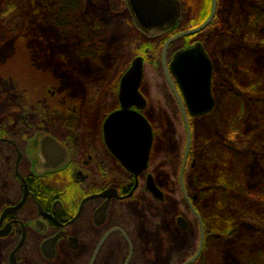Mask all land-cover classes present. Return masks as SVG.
Instances as JSON below:
<instances>
[{
	"label": "flooded vegetation",
	"instance_id": "flooded-vegetation-1",
	"mask_svg": "<svg viewBox=\"0 0 264 264\" xmlns=\"http://www.w3.org/2000/svg\"><path fill=\"white\" fill-rule=\"evenodd\" d=\"M178 1L182 15L175 27L150 35L135 26L127 0H96L94 24L84 18L81 0V19L94 36L93 43L65 48L45 43L39 46L44 48L31 49L32 65L41 73L28 87L18 83L9 108L0 109V264H160L164 249L172 254L162 264L179 260L186 264L200 245V221L193 209L202 219L205 245V223L197 207L200 198L187 187L199 175L193 137L184 171L189 203L179 181L185 149L177 138L174 145L162 140L149 117L150 111L158 110L162 128L167 119L171 121L169 114L182 116L180 104L165 74L167 85L159 108L150 100L147 61L132 54L141 41L160 42L164 49L189 31H181L185 22L208 8L204 22L211 14L213 0ZM190 1L194 4L187 10ZM218 4L219 0L208 28L169 45L168 65L181 50L198 43L205 49L203 36L215 26ZM187 38H191L188 43ZM79 50H92L94 55L72 57L76 54L71 51ZM127 51L131 54L124 60ZM49 53L72 58L48 59ZM137 58L144 64L139 93L145 107L130 102L124 108L122 81ZM212 93L215 98L214 75ZM217 106L216 102L214 111ZM124 110L139 113L153 129L150 158L142 171L129 170L106 141V121ZM151 179L163 200L148 189ZM179 219L185 224L180 225ZM171 231L179 235L176 249H172Z\"/></svg>",
	"mask_w": 264,
	"mask_h": 264
},
{
	"label": "trees",
	"instance_id": "trees-1",
	"mask_svg": "<svg viewBox=\"0 0 264 264\" xmlns=\"http://www.w3.org/2000/svg\"><path fill=\"white\" fill-rule=\"evenodd\" d=\"M31 1L51 14L52 27L58 31L59 47L94 42V36L81 19V0H22L20 6L15 2L17 8L14 2L9 1L10 5L4 6L0 13L5 37L15 35L14 29L18 28L17 22L20 23L17 12L21 11V7L23 17ZM240 5L239 19L234 20L231 29L226 31L223 28L232 36L229 43L235 40L240 48L238 54L223 57L227 79L219 84V88L223 86L224 93L218 100L217 109L207 117L214 123L215 134L202 145L204 172L199 173L193 186H187L199 195L197 207L205 223L206 242L197 264H264V247L261 245L264 233L252 236L241 233L243 218L254 219L264 228V181L250 184L247 173L254 157H264V0H243ZM208 14L209 8L185 22L181 31L200 26ZM7 27H11L10 31ZM190 40L187 38L184 42ZM3 43L4 39L0 36V47ZM161 49L160 42L148 45L146 41H141L139 50H134L135 56H143L147 61L146 71L149 68V75L153 76L150 81L153 78L163 80L162 73L156 68ZM71 52L78 58L86 57V53L94 55L92 50ZM217 85L215 72V95ZM249 114L253 117L252 124L248 121ZM171 117L180 122H176L178 129L184 131V135H178L183 150L186 142L183 119L179 113L171 114ZM193 121L190 118V126H193ZM178 171L179 168L177 174ZM175 173L172 172L177 180ZM178 195L184 203L182 194ZM230 239L233 245L228 244ZM228 254L235 263L228 259Z\"/></svg>",
	"mask_w": 264,
	"mask_h": 264
},
{
	"label": "water",
	"instance_id": "water-1",
	"mask_svg": "<svg viewBox=\"0 0 264 264\" xmlns=\"http://www.w3.org/2000/svg\"><path fill=\"white\" fill-rule=\"evenodd\" d=\"M127 4L135 26L150 35L175 27L182 15V7L178 0H127ZM216 11L217 0H213L209 18L201 26L170 40L162 53L164 74L180 104L186 130V147L179 181L183 195L189 203L190 199L184 186V171L192 143L190 117H204L215 109L216 100L212 93L213 63L203 45L198 43L176 53L168 65L167 48L176 39L198 34L208 28L215 19ZM143 72V59L137 58L122 81L120 94L124 108L130 102L141 109L145 107V101L139 93ZM105 137L112 151L129 170L138 172L147 167L154 135L145 117L133 111L117 112L106 121ZM148 189L157 199L163 200L162 193L152 179L148 183ZM193 212L200 221V245L195 257L186 264H192L199 258L205 241L202 219L194 209ZM179 223L185 224L184 219H179Z\"/></svg>",
	"mask_w": 264,
	"mask_h": 264
},
{
	"label": "rangeland",
	"instance_id": "rangeland-1",
	"mask_svg": "<svg viewBox=\"0 0 264 264\" xmlns=\"http://www.w3.org/2000/svg\"><path fill=\"white\" fill-rule=\"evenodd\" d=\"M9 1L14 3L17 2L18 5L20 6L22 0H0V13L3 10L4 6L10 5ZM94 2H96V0H83L84 18L86 20L92 21L93 24L95 23L94 21L95 9L93 8ZM242 2L243 0H225V1L222 0L221 3L219 4V11L217 14V19L215 20V26L208 30L209 34H205L203 36V39L204 38L206 39V41L204 39L205 49L207 50V53L210 54V57L214 59L213 62L215 65L214 70L216 72L217 81H218V85H217L218 91L216 92L215 95L216 98L215 100L217 103L218 100H220L221 95L224 93V90L222 89L223 86L219 88V84H222L223 81L227 79V75L224 70L223 57L225 55L229 56V55L238 54L240 48V44H238L237 41L235 42V40L232 43H229V40L232 38V36L226 33V31L231 29L234 20L239 19L238 16L241 9L240 4ZM30 4H31L30 8L26 10L23 17L21 15V11H22L21 7H20L21 11H19V13L17 12V15L20 18V23L17 22L19 25L17 29H14L15 31L14 36L8 37V35H6L5 37V32L0 22V36H2L4 39V43L0 47V109L3 108L4 106H7L9 108L10 105L9 102L11 101V99H14L15 89L18 83L28 87L32 81V78H34L35 75L41 73L36 69H34V66L32 65V59L34 58L31 53V49L38 48L39 46H41V44H45V43L51 44L52 37H53L52 44L55 46H58L59 44L57 40L58 31H56V29L52 27L53 19L51 17V14H48V12L44 11V8L38 6L35 1L33 3L31 1ZM193 4H194L193 1L188 2L187 10H192L190 7ZM15 7H16V3H15ZM221 16H223V18H221ZM98 21H101V18H99ZM223 28H225L226 31L225 29L223 30ZM10 29L11 27H7V30L10 31ZM212 30L214 31L212 32ZM44 40H46V42ZM127 41L128 40H126V42ZM44 47L45 46L42 45V47L39 48H44ZM111 53L114 54L115 52H111ZM162 53H163V49H161V57L158 63L156 64V68L160 73H162V76L164 77V70L162 67ZM130 54L131 51H127L123 55L124 60L128 59L130 57ZM132 54L135 55L136 54L135 51H133ZM60 57L65 59L69 57L76 58V55H72V57L59 55V54H55L54 56H52L51 53H49L48 55V59L57 60ZM149 65H151L152 67V64L150 62ZM148 70L145 72L147 80H149L150 77H153L152 75H149L150 71L148 72ZM215 72L213 73V75L215 74ZM162 81H160V79L156 80L154 78L153 80H151V82L149 80L151 88L146 92L147 95H149L150 100L154 104H156L158 108L160 106V100H161L160 96L165 90L164 84H166L164 78ZM168 116L170 117L171 121L167 119L165 123L162 125V128H160L161 116L158 113V110L150 111V115H149L151 122L158 128V130H160L161 139L162 140L166 139L168 141V144L174 145L176 144L175 138L179 139L178 135H184V131L182 132V130L180 131L178 129L176 122L179 121L176 120L174 121L170 114ZM180 117L182 118L181 114ZM207 117L208 116L198 118L197 120L193 121V126L191 125V132L193 130L192 137L194 136V141H193L194 144L192 148L195 151L194 159L196 161L197 170L199 173L204 172L203 171L204 149H202V145L207 138L213 137L215 134V130H214L215 127L212 128V125H214V123H212L211 119ZM248 121L250 124L253 123L252 114L248 115ZM175 131L177 134L176 136H174ZM185 143L186 142H184L183 152L185 149ZM247 168H248L247 173L250 184L255 185V183H257L258 181H264L263 156H260V158L259 156L254 157L253 161L248 165ZM156 230L154 231V233L156 232ZM241 233L242 235L244 234L247 236L250 235L252 236L254 234L263 235L262 233H264V228L259 222H257L254 219L243 218ZM178 237L179 235L176 234V232L171 231L170 241L172 242L173 245L172 249H176L177 246L179 245ZM150 242L152 246L153 239ZM228 244L233 245L232 239H230ZM261 245L264 247V239L263 241H261ZM170 253H171L170 249L169 250L164 249L162 253H159L161 257L159 260L162 263H164V261H167V257L171 256L172 253L171 254ZM228 259L230 261H233L229 254H228ZM161 262L160 264H162ZM233 262L235 263V261Z\"/></svg>",
	"mask_w": 264,
	"mask_h": 264
}]
</instances>
